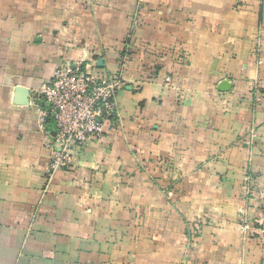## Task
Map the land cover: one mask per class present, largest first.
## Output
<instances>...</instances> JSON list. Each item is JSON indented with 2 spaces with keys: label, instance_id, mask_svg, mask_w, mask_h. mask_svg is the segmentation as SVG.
Listing matches in <instances>:
<instances>
[{
  "label": "crops",
  "instance_id": "0c3cea01",
  "mask_svg": "<svg viewBox=\"0 0 264 264\" xmlns=\"http://www.w3.org/2000/svg\"><path fill=\"white\" fill-rule=\"evenodd\" d=\"M123 53L118 116L48 178L41 89ZM0 264H264V0H0Z\"/></svg>",
  "mask_w": 264,
  "mask_h": 264
},
{
  "label": "built area",
  "instance_id": "2783aa9c",
  "mask_svg": "<svg viewBox=\"0 0 264 264\" xmlns=\"http://www.w3.org/2000/svg\"><path fill=\"white\" fill-rule=\"evenodd\" d=\"M126 50L129 53V45ZM128 57L122 54L117 73L95 71V60L65 62L44 84L41 95L48 106L40 110V121L42 126L48 122L52 125L47 144L51 153L48 178L73 165L76 147L103 139L106 122L119 114L117 94ZM245 226L249 227L247 223Z\"/></svg>",
  "mask_w": 264,
  "mask_h": 264
},
{
  "label": "water",
  "instance_id": "95a60500",
  "mask_svg": "<svg viewBox=\"0 0 264 264\" xmlns=\"http://www.w3.org/2000/svg\"><path fill=\"white\" fill-rule=\"evenodd\" d=\"M102 60H100V64H101ZM231 87V84L228 80H225L222 82V84L220 85V89L223 90V91H228ZM30 94V90L28 88H25V87H21L19 86L17 89H16V96L17 98L18 97H22L23 100H22V104H26L27 100V96H29Z\"/></svg>",
  "mask_w": 264,
  "mask_h": 264
}]
</instances>
